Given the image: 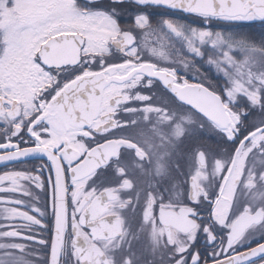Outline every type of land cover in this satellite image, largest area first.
<instances>
[{"label":"snow or ice","instance_id":"6c2138e0","mask_svg":"<svg viewBox=\"0 0 264 264\" xmlns=\"http://www.w3.org/2000/svg\"><path fill=\"white\" fill-rule=\"evenodd\" d=\"M141 241L264 264V0H0V264Z\"/></svg>","mask_w":264,"mask_h":264},{"label":"flooded vegetation","instance_id":"af4514ba","mask_svg":"<svg viewBox=\"0 0 264 264\" xmlns=\"http://www.w3.org/2000/svg\"><path fill=\"white\" fill-rule=\"evenodd\" d=\"M153 12H156L158 15H173L174 13H172L171 10H167V9H153ZM33 161L29 160V161H20L18 162L17 165H13L12 167H23L25 166V163L31 164ZM256 241H253V243H255ZM144 245L145 242L141 241L138 244H133V250L135 251V253L139 256H141V260H137L136 264H146V261L149 259V255L148 253L144 250ZM156 264H159V262H156Z\"/></svg>","mask_w":264,"mask_h":264}]
</instances>
